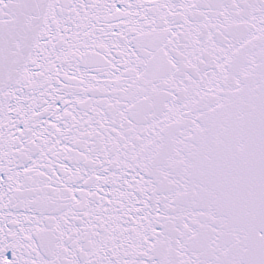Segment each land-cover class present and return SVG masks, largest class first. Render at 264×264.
<instances>
[{"label":"snow or ice","instance_id":"obj_1","mask_svg":"<svg viewBox=\"0 0 264 264\" xmlns=\"http://www.w3.org/2000/svg\"><path fill=\"white\" fill-rule=\"evenodd\" d=\"M0 264H264V0H0Z\"/></svg>","mask_w":264,"mask_h":264}]
</instances>
